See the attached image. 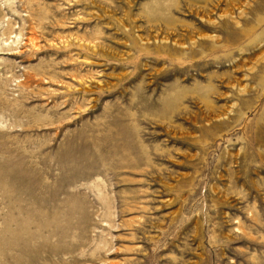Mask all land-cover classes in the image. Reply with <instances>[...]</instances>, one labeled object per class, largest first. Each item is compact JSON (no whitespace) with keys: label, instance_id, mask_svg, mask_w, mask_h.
Masks as SVG:
<instances>
[{"label":"rangeland","instance_id":"obj_1","mask_svg":"<svg viewBox=\"0 0 264 264\" xmlns=\"http://www.w3.org/2000/svg\"><path fill=\"white\" fill-rule=\"evenodd\" d=\"M0 264H264V0H0Z\"/></svg>","mask_w":264,"mask_h":264}]
</instances>
